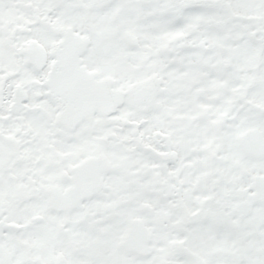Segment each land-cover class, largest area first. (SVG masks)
I'll use <instances>...</instances> for the list:
<instances>
[{"label":"snow or ice","instance_id":"snow-or-ice-1","mask_svg":"<svg viewBox=\"0 0 264 264\" xmlns=\"http://www.w3.org/2000/svg\"><path fill=\"white\" fill-rule=\"evenodd\" d=\"M0 264H264V0H0Z\"/></svg>","mask_w":264,"mask_h":264}]
</instances>
